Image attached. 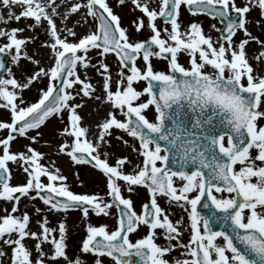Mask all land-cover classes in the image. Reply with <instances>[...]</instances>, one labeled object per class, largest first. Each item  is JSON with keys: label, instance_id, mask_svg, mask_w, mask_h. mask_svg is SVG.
I'll list each match as a JSON object with an SVG mask.
<instances>
[{"label": "snow or ice", "instance_id": "6c2138e0", "mask_svg": "<svg viewBox=\"0 0 264 264\" xmlns=\"http://www.w3.org/2000/svg\"><path fill=\"white\" fill-rule=\"evenodd\" d=\"M125 2L117 0L120 5ZM130 2L142 13L132 25L137 32L147 27L151 32L147 39L133 40L108 0H78L63 12V0H0V6L10 9L8 20L32 19L35 23L28 28L44 27L48 39L42 46L51 52L50 65L42 66L26 51L27 42L38 37L18 35L24 28H0V37L6 40L0 44V53L14 52L13 63L24 57L38 66L23 82L11 69L7 77L0 75V107L10 113V120L0 119V130L7 132L0 138V198L12 202L10 212L0 216V239L13 245L11 264H46L47 254L41 245L49 240L54 246L53 259L85 264L80 255L68 257L64 222L59 223L57 239L46 218L37 232L28 229L27 212L13 214L19 210L22 197H38L56 211L79 209L84 217L90 210L109 215L115 207L118 216L113 230L103 224L87 227L81 252L93 254L94 264H104V256L112 258L114 264H134V256L138 258L135 264H264V124L260 123L264 120V74L260 70L264 66V41L248 30L245 17L252 6H258L264 16V0H249L243 6L236 0H159L157 7H151L149 0ZM182 5L193 14L226 21L225 27L217 29L219 39L214 41L205 34L198 22L182 26ZM13 6L21 10L17 13ZM81 9L85 10L81 20L72 27H58L56 18L66 21ZM88 17L93 18L94 27L78 36L77 25L87 24ZM158 18L170 27H158ZM0 21L6 22L3 13ZM237 30L246 38L235 40ZM250 40L261 46L254 57L255 68L246 52ZM90 49L97 50L100 57L114 54L118 58V79L114 81L108 63L98 60L91 64ZM181 53L187 54L188 66L180 62ZM153 57L165 59L167 70H156ZM138 58L144 62L142 67ZM90 66L102 78L100 95H96L91 79L80 74V68ZM4 67L0 60V68ZM44 77L48 82L38 90V98L26 102L23 90ZM141 80L146 85L137 89L134 83ZM77 98L79 103L74 102ZM85 98L107 105L92 139L78 112ZM150 107L154 109L153 119L147 115ZM54 115L67 120L59 130L57 151L75 163H88L101 170L107 179L108 199L71 191L67 177L54 164L40 163L44 153L31 144L25 151L12 150L11 142L17 136H27L29 130L36 132L29 139L37 142L39 129ZM113 128L138 140V147H132L142 159L130 172L125 170L131 163L127 156L112 164L107 154L102 157L98 151L110 143ZM117 138L129 143L122 136ZM9 162L22 164L25 182L10 184ZM121 180L128 192L137 186L146 187L149 200L141 212L135 211L130 196L123 195ZM224 192L229 195L224 196ZM160 196L186 212L187 224L182 218L173 221L158 203ZM141 225L147 232L133 241L130 234ZM185 226L190 233L186 243L182 239ZM158 236L166 241L164 245L156 242ZM27 237L37 241L35 248L40 251L35 258L24 243ZM178 247L184 249V258H165ZM4 255L0 248V257Z\"/></svg>", "mask_w": 264, "mask_h": 264}, {"label": "rangeland", "instance_id": "374dc122", "mask_svg": "<svg viewBox=\"0 0 264 264\" xmlns=\"http://www.w3.org/2000/svg\"><path fill=\"white\" fill-rule=\"evenodd\" d=\"M60 2V0H58ZM78 2V0H63V7L61 8V11L63 12L68 7L71 6L72 3ZM109 4L113 7L114 12L120 15L121 17V24L122 26H127L130 31L129 35L133 40H144L150 37L151 32L145 27L144 29L140 30L139 32L133 31L134 26L132 25V21L136 20L137 17L141 16L142 13L139 10H135L133 5L131 4L130 0L125 2L123 5H120L117 3V0H108ZM249 0H236V3L238 6H243L244 4L248 3ZM159 3V0H149V4L151 7H157ZM15 12H19L21 10L20 6H13V9ZM10 9L5 8L3 6H0V13H3L6 17L5 21H0V28L3 29H11L12 27H18V28H24V31L22 33H19L18 35L23 37H38L35 39L34 42H27L26 45V51L29 55L33 56L35 60H39L42 66H48L51 63L50 56L51 52L50 49L47 47H43L42 44L45 40L48 39V36L44 30V27L37 26L35 29L28 28L27 25L34 24V20L32 19H25L21 18L20 21H16L15 19L8 20L7 15ZM85 10L81 9L75 14H71L69 18L66 21H61L60 18L57 19L58 27L63 28L65 24H67L68 27H72L73 24H75L78 20H81V18L84 16ZM246 20H247V28L252 33L253 36L258 37L260 40L264 41V16L261 15V10L258 6H252L250 8V11L245 14ZM198 22L203 26L205 34L211 35L213 40H217L220 37V32L217 31V29H221V24L216 18H208L207 16L199 15L195 16L192 15L190 12L186 10V5H182L180 9V22L182 26H187L191 22ZM259 21V23H257ZM46 24V22H45ZM157 25L160 28L166 27L170 25H166L165 23L161 22L158 18ZM213 25L215 27H213ZM94 27V22L92 17H88V23L87 24H78L75 31L77 32V35H82L88 31H90ZM183 30V27H182ZM64 35H67L66 33H63ZM242 38H246L243 31L237 30L236 35L234 36L235 40H239ZM69 40L72 39L71 36L68 37ZM6 40L3 37H0V44L5 43ZM260 44L257 43L255 40H250L248 45H246V52L249 57L250 63L253 64L254 68L257 64V61L254 59V57L259 53L260 51ZM9 59V67L8 69H11L13 75L20 80L21 82L24 81V78L26 76L32 75L34 71L37 69V65L27 59L22 57L19 61V63H13L12 62V54L14 52H4ZM113 55V56H112ZM108 54L105 57H100L97 54V50L90 49L88 52V56L91 58V64L96 65L98 60H102L110 65L111 72L113 74L114 81L115 79H118V71H119V61L117 57L114 54ZM115 59H117L118 63H115ZM161 58L155 59L152 58V64L156 70H165L167 68V65L162 62ZM179 60L182 64L185 66H188V56L186 53H181L179 55ZM142 59L137 60V64L139 66H143ZM166 65V67H165ZM261 72L264 74V66L261 67ZM80 74L82 78L88 77L91 79V82L95 85L97 91L96 95L101 94V85H102V78L100 75L96 72V68L94 66H90L87 69L80 68L79 69ZM127 72L128 70L125 69ZM4 77H7L8 70L4 72L3 74H0ZM48 80L46 77L40 79L39 81H34L33 84L28 88L23 90V98L26 102H34L35 99L38 98V90L42 87H45ZM134 86L137 89H141L145 86V83L141 80L139 82H135ZM79 88V85L76 86ZM115 87V83H113V88ZM143 99V98H142ZM74 102L79 103V98H77ZM98 101L94 98H85V105L86 104H92L97 103ZM80 107L79 114L84 118L87 109H82L85 107ZM148 117L151 119L150 115L151 112H147ZM66 116V113H65ZM119 118L123 119V116H120L118 114ZM105 117V116H104ZM100 118L97 120V122L94 124V128L96 129V125L100 123L103 118ZM0 119L3 120H10V113L8 110L4 109L3 107H0ZM85 120L83 119V122ZM87 118V123H88ZM264 123V120L261 122V124ZM67 124V120L61 121V119L58 116H52L49 118L46 123L41 126L39 129L41 136L38 138L37 142H33L29 139V137L36 134L34 130H29L27 133V136H17L16 139H14L11 142V148L13 151L19 152V151H25L26 146L31 144V146L38 151L44 153V156L41 158L40 163L51 167L52 164L55 165V167L59 168L61 170V173L67 177V184L69 186V189L75 193L78 194H99L100 196L105 197V199H108L106 196L109 189L107 188V179L105 174L97 169L94 165L88 164V163H75L73 162L67 154H61L57 151L56 146L61 142V137L59 135V130ZM88 126V124H87ZM97 130V129H96ZM7 134L6 130H0V138L5 136ZM122 136L124 140H127L129 143L125 144L122 140L118 139L117 137ZM90 138V137H89ZM92 139V138H90ZM108 140L110 143L102 145L98 151L101 153V156L103 157L104 154L108 155L109 162L114 164L115 160L121 156H127L129 161L131 163H128L125 165L126 171H132L133 167L137 164H140V158L136 151H133V145H136L138 147V142L136 139H133L132 137L128 136L125 132L119 129L113 128L112 134L110 137H108ZM253 155H255V150H253ZM59 156L63 157L64 165L66 166V171H63L62 167L59 166V164L55 161L56 158ZM142 159V158H141ZM240 165L238 164L237 167ZM8 167L10 169V184L11 185H19L26 180V175L23 172V166L21 163L17 162H9ZM96 171V173H94ZM93 172V173H92ZM44 182H47L46 177H42ZM119 183L122 186V192L125 197L130 196L133 201V207L135 211L138 213L141 212L142 205L149 200V195H144L142 198L140 197V190H144L142 186H137L135 188V191L128 192L127 185L121 180ZM34 196V194H33ZM167 198L159 197V200L162 205L166 206L167 212L169 213L170 217L174 215V210L171 208V203L168 201H165ZM160 204V205H161ZM12 207V202L7 201L5 199L0 198V216H3L7 214V212H10ZM40 209L39 212L36 210ZM23 212H27L30 216V222L28 224L31 225L34 230L40 232L42 230L40 226V222L47 219L48 227L55 229V231L52 233L53 236H55L57 239L59 238V231L58 226L60 222H64L66 225V252L68 257L75 258L77 255H80L81 258L84 260L85 264H94V255L93 254H86L81 252L82 247V241L87 237V227L89 224H92L93 226H100V225H106L115 224L117 223V214H116V208L113 207L111 209V214L104 215V214H96L90 210L88 217H84L82 212L80 210H68L67 212L64 211H56L49 208V206L45 205L44 202L36 198L31 197H22L19 203V210L16 213H13L14 215H20ZM27 226V227H28ZM108 230H113L112 228H109L107 226ZM32 231V230H31ZM145 232V229L142 227H139V229L130 234V238L135 241L138 238H141ZM161 238V236H158ZM13 238H15V234H13ZM24 243L26 246H28L32 250L33 257H37L39 253V249L35 248V245L37 243L35 238L27 237L24 240ZM12 247L13 245H7L3 243V239H0V248L3 249V251L6 253L3 257H0V262L2 264H11L10 256L12 253ZM41 248L43 249L44 253L47 254L46 257V264H66L65 260L63 258H52V253L54 251V246L51 244V241H46L42 243ZM168 259V258H167ZM104 264H114L113 260L111 261L110 258L104 256L103 257ZM171 261V259H169ZM113 262V263H112Z\"/></svg>", "mask_w": 264, "mask_h": 264}, {"label": "bare ground", "instance_id": "6f19581e", "mask_svg": "<svg viewBox=\"0 0 264 264\" xmlns=\"http://www.w3.org/2000/svg\"><path fill=\"white\" fill-rule=\"evenodd\" d=\"M85 105V104H84ZM83 105V106H84ZM80 109H78V112H80ZM86 110V112H84L83 114H85V117H84V125L88 126L90 131H89V134L88 136L90 138H93V134L97 132V130L94 128V124L97 122V120H99L100 118L104 117L106 115V111H107V105H102L99 101L97 103H92V104H86L85 107L82 109L83 110ZM87 118H88V123H87ZM55 161L59 164L60 167H62L63 171H66V166L64 165V162H63V157L59 156L58 158L55 159ZM93 173V172H92ZM94 173H96V171H94ZM140 192H144L143 190H140ZM109 228H114V224H106ZM116 225V224H115ZM28 229L30 230H34V228L29 225L28 226ZM54 264V263H53Z\"/></svg>", "mask_w": 264, "mask_h": 264}, {"label": "flooded vegetation", "instance_id": "af4514ba", "mask_svg": "<svg viewBox=\"0 0 264 264\" xmlns=\"http://www.w3.org/2000/svg\"><path fill=\"white\" fill-rule=\"evenodd\" d=\"M217 195H220V194H217ZM223 195H224V196H226V195L228 196L229 194H228L227 192H224ZM163 198H165V197H163ZM202 199H203V198H202ZM165 201L168 202L169 200H168V199H165ZM171 206H172L171 208L176 209V210H174V215L171 216V218L173 219V221H175L176 219H180V218H182V219L185 221V224H187V219H188V217H187L186 212H185L182 208H180L178 205H176L175 203H171ZM161 207H163V208L167 211L166 206L161 205ZM198 210H201L202 212L205 211V210H203L202 208H200V206H198ZM216 211H219V210H216ZM221 226H222V225H219L218 227H221ZM143 229H145L144 234H146V232H147V227L144 226ZM225 230H227V229H225ZM156 231H157L158 233H159V232H162L161 229H157ZM189 238H190L189 229H188L187 226H185V227L183 228V231H182V239H183V241L186 243V242L188 241ZM156 242L159 243V244H161V245H164V244L166 243V241L162 238V236H161V238L157 237V241H156ZM172 243L175 244L176 241L174 240V241H172ZM165 258H166V259L168 258V259H171V260H173V259H175V258H184V249L178 247L177 249L173 250L172 253H171L170 255H166Z\"/></svg>", "mask_w": 264, "mask_h": 264}, {"label": "water", "instance_id": "95a60500", "mask_svg": "<svg viewBox=\"0 0 264 264\" xmlns=\"http://www.w3.org/2000/svg\"><path fill=\"white\" fill-rule=\"evenodd\" d=\"M127 1V0H126ZM188 7V6H187ZM220 21H221V23L223 24V27H225V25H226V21H222V18H220V17H217ZM0 60H3V62H4V64H5V67L4 68H0V74L1 73H3V72H5L6 70H7V68H8V60L6 59V57H5V55L3 54V53H0ZM138 260V258L137 257H133V261H137Z\"/></svg>", "mask_w": 264, "mask_h": 264}]
</instances>
